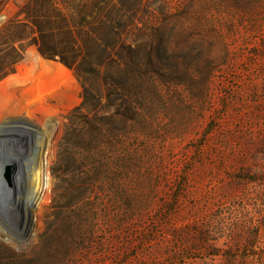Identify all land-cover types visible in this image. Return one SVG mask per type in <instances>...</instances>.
I'll return each mask as SVG.
<instances>
[{
	"label": "rangeland",
	"instance_id": "obj_1",
	"mask_svg": "<svg viewBox=\"0 0 264 264\" xmlns=\"http://www.w3.org/2000/svg\"><path fill=\"white\" fill-rule=\"evenodd\" d=\"M0 16V230L20 240L0 239V264H264V0H0ZM154 29L185 56L180 83L124 72L117 53Z\"/></svg>",
	"mask_w": 264,
	"mask_h": 264
},
{
	"label": "trees",
	"instance_id": "obj_2",
	"mask_svg": "<svg viewBox=\"0 0 264 264\" xmlns=\"http://www.w3.org/2000/svg\"><path fill=\"white\" fill-rule=\"evenodd\" d=\"M163 42L164 36L162 32L154 29L147 38V42L133 47V50L131 48H124L118 52L119 59L122 58V53L123 57L125 54L128 56V61L125 62V67H123L125 74L132 73L133 76L136 75L139 79L157 76L164 83H180L182 81L180 79L184 76L181 74L182 69L178 62L179 59L185 56L175 58L174 55H169L163 47ZM91 55L92 51H89L87 56L90 57ZM121 72L120 70L119 73ZM106 77L104 76V80L108 84H115L121 89H126L128 92L131 91L129 87H126L127 83L125 81V84L122 83L121 79H116L113 74L106 73ZM128 86H131V84ZM136 86L133 83V92Z\"/></svg>",
	"mask_w": 264,
	"mask_h": 264
},
{
	"label": "bare ground",
	"instance_id": "obj_3",
	"mask_svg": "<svg viewBox=\"0 0 264 264\" xmlns=\"http://www.w3.org/2000/svg\"><path fill=\"white\" fill-rule=\"evenodd\" d=\"M41 142L42 141L40 138L38 149L37 147L36 148L34 147L36 150L39 151L38 154L34 155V157L36 156L35 158L37 160V163H36L37 178H36L35 184L33 185L35 201H36L35 207L38 210H40L43 207V205L49 200L51 193H52V189H53V183H54L53 182L54 180L51 176V164H52V160L54 157V140L50 136H48V138H46V141H44V143L43 142L41 143ZM36 150L33 149V146L29 147L28 156L33 154V152L35 153ZM0 239L7 240L8 243L13 245L14 247L17 245V243H20V240L16 237H13L10 239L6 238L5 233L2 230H0Z\"/></svg>",
	"mask_w": 264,
	"mask_h": 264
},
{
	"label": "built area",
	"instance_id": "obj_4",
	"mask_svg": "<svg viewBox=\"0 0 264 264\" xmlns=\"http://www.w3.org/2000/svg\"><path fill=\"white\" fill-rule=\"evenodd\" d=\"M0 20H1V16H0Z\"/></svg>",
	"mask_w": 264,
	"mask_h": 264
}]
</instances>
